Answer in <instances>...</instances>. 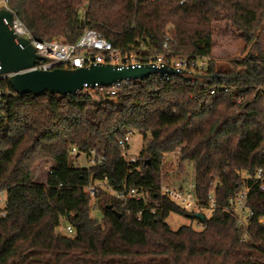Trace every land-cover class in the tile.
Listing matches in <instances>:
<instances>
[{
    "label": "trees",
    "instance_id": "1",
    "mask_svg": "<svg viewBox=\"0 0 264 264\" xmlns=\"http://www.w3.org/2000/svg\"><path fill=\"white\" fill-rule=\"evenodd\" d=\"M10 7L40 40L75 43L90 27L115 47L161 51L170 34L173 53L188 56L213 55V24L222 13L252 50L264 23V0H11ZM257 53L227 68L213 60L199 74L206 88L170 75L122 84L115 98H11L0 123V191L9 201L6 216L0 214V264H264V52ZM132 129L146 142L138 160L127 163L119 141ZM179 147L178 165L188 177L174 171L165 178L163 159ZM93 150L106 161L81 165ZM42 161L51 165L39 180ZM106 178L117 192L124 185L148 192V201L119 199L104 186L95 195L87 190ZM162 179L172 186L195 181L204 203L210 183L219 184L203 229L170 227L171 213H193L161 197ZM244 188L255 211L246 241L225 210ZM93 199L102 220L91 216ZM63 220L72 236L60 233Z\"/></svg>",
    "mask_w": 264,
    "mask_h": 264
},
{
    "label": "built area",
    "instance_id": "2",
    "mask_svg": "<svg viewBox=\"0 0 264 264\" xmlns=\"http://www.w3.org/2000/svg\"><path fill=\"white\" fill-rule=\"evenodd\" d=\"M184 1H182L183 3ZM11 0H0V9L12 11L14 14L13 29L15 34L20 37L29 39L35 47L37 54L41 57H45V61H40L38 65L29 70H51L56 67L62 68H82L89 67L91 65H118L121 67H142L144 65H152L157 68L163 66H169L176 69L179 72L187 71L184 76L188 77L190 82L200 84L206 88V84L198 82L199 74L203 71H207L209 64L214 60L211 55H179L173 53L170 47L171 36L168 34L165 37V41L161 51H149L145 45L139 47L122 49L115 47L110 41H108L104 35L97 30L85 27L83 34L75 43H65L60 40H40L34 38L26 26L16 16L14 11L10 7ZM85 3L81 6L83 17L85 18L86 12ZM2 66L0 65V71ZM241 70L244 67H240ZM11 74L0 73V123H6L8 114L5 110L9 100L18 93L9 86L4 85L8 81ZM170 75L162 76L156 74L152 78L169 80ZM134 80L119 81L112 86H96V88H85L77 94L82 96L91 95L94 98H100L101 96L115 98L118 92V87L122 84H128ZM9 82V81H8ZM224 91H228L227 88H223ZM212 94L215 93V89H211ZM241 100V99H240ZM137 134H142V131L132 129L130 130L120 141L119 144L123 149V157L127 163H133L138 160L137 156L131 155V143L134 141ZM73 154H77V149H72ZM182 155V147L177 148L175 151L165 155L163 164L178 165ZM106 161L105 156L97 154L96 151H92L91 155L87 158L86 167L99 166ZM257 179L262 180V170H259L256 176ZM211 190L207 197V203H204L200 198L199 192L195 181H188L182 186L169 185L162 179L160 185L161 197L178 204L186 211L193 214H203L206 218L209 217L212 211L216 208V195L215 189L219 184L217 182H211ZM100 186L107 187L111 194L115 195L119 199L133 198L137 201H148L149 195L146 191H141L137 188H131L124 185L123 190L117 192L107 186V178L102 183L89 184L87 190L95 195L97 188ZM264 190V186L261 187ZM5 197V198H4ZM0 214L6 216L7 207L9 201L5 191H0ZM227 212L234 215L236 225L245 230L246 234L243 241L248 240L249 233L248 227L251 219L255 216V211L249 204V192L247 189H242L230 198L229 204L225 208ZM259 223L264 225V216L259 219ZM197 227L203 229L205 227L204 221L198 219ZM66 231L70 234H74V229L71 225H67Z\"/></svg>",
    "mask_w": 264,
    "mask_h": 264
},
{
    "label": "water",
    "instance_id": "3",
    "mask_svg": "<svg viewBox=\"0 0 264 264\" xmlns=\"http://www.w3.org/2000/svg\"><path fill=\"white\" fill-rule=\"evenodd\" d=\"M14 14L0 9V73L11 74L10 86L19 95L39 96L45 93L60 96H72L86 87L112 86L124 80H145L156 74L184 75L169 66L157 68L152 65L142 67H121L118 65H91L82 68L56 67L51 70H29L45 61L37 54L32 42L15 34L13 29ZM79 155V154H78ZM110 209L111 206H108ZM119 216L121 214L117 213ZM193 218L205 221L203 214H193Z\"/></svg>",
    "mask_w": 264,
    "mask_h": 264
},
{
    "label": "rangeland",
    "instance_id": "4",
    "mask_svg": "<svg viewBox=\"0 0 264 264\" xmlns=\"http://www.w3.org/2000/svg\"><path fill=\"white\" fill-rule=\"evenodd\" d=\"M85 4V3H84ZM61 40V39H60ZM213 40H214V53L212 55L214 62L217 67L223 66L225 68L230 67L231 63L236 60H243L248 54H251L252 57H255L258 51L264 52V23L257 31L255 36V43L257 48L253 50L251 48H247L246 44L242 38L241 33L236 29L233 25V21L228 13H222L219 15L218 19L214 21L213 24ZM62 41V40H61ZM258 49V50H257ZM99 100V98H96ZM149 137V134L147 135ZM145 135L137 134L135 136L134 141L131 143V155L139 157L142 149L145 146ZM81 165H85L87 163V157L85 155L81 156L79 159ZM50 162H39L36 164L35 173L39 180L44 178L47 172L50 169ZM168 163L166 167L168 169H164L165 178L169 177L170 174L174 171L176 173H182L185 178L188 175L184 174V171L179 165H172ZM187 171L191 177L194 176V167L193 165L187 166ZM166 180V179H165ZM170 181L178 182V179L174 178ZM5 198V197H4ZM0 205H3V202H0ZM103 211L96 207L94 199L91 204V216L98 220H102ZM166 222L170 225L173 230H178L180 227L184 225H191L194 228L200 229L197 227L198 220L196 218H191L188 216L171 213L167 218ZM68 223L66 220L62 221V225L59 229L61 234L70 235L66 231Z\"/></svg>",
    "mask_w": 264,
    "mask_h": 264
}]
</instances>
